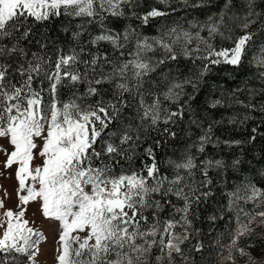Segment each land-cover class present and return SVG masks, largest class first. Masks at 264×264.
<instances>
[{"label": "snow or ice", "instance_id": "snow-or-ice-1", "mask_svg": "<svg viewBox=\"0 0 264 264\" xmlns=\"http://www.w3.org/2000/svg\"><path fill=\"white\" fill-rule=\"evenodd\" d=\"M155 2L164 9L139 12L141 0H0V140L12 146L0 145V166L16 165L18 182L15 209L6 191L0 198V264H39L46 237L25 218L30 202L59 224L56 264H264V248L252 252L264 228V167H242L243 146L264 136V0ZM213 8L153 36L121 25ZM249 51L258 86L245 80L208 107L245 109L227 117L234 128L256 119L251 113L260 119L247 137L222 139L215 129L224 118L199 117L192 104L213 67L240 68ZM181 59L200 64L185 74ZM186 114L200 134L175 159L159 160L155 148L176 139ZM221 145L241 154L208 153Z\"/></svg>", "mask_w": 264, "mask_h": 264}, {"label": "trees", "instance_id": "trees-1", "mask_svg": "<svg viewBox=\"0 0 264 264\" xmlns=\"http://www.w3.org/2000/svg\"><path fill=\"white\" fill-rule=\"evenodd\" d=\"M156 6L160 9H164V5L156 4L155 0H141V7L137 9L139 12L146 11L150 7ZM174 7H178L175 3ZM211 11H216L215 8L205 12L204 10H190V11H178L172 13L167 17H158L151 19L147 26L139 25L138 21L128 20L122 21L121 25L131 23L134 26L138 27L139 31L144 35L153 36L158 34V30L162 25L171 26L175 23L185 24L186 19H192L194 16L199 19H204L206 14H210ZM255 30V26L253 28ZM239 34V32H238ZM206 35V33H205ZM260 39H264V36L257 38V43L260 42ZM216 43L219 45L223 43L224 46H229L228 41L221 42L219 38ZM252 52L249 51L248 55L244 58V64L240 68H233L228 65L215 66L213 69L206 75L205 79L200 83V90L196 93V101L192 104V108L195 111L196 115L199 117L207 119H221L224 118L225 123L223 126H218L215 129V134L220 136L222 139H243L248 136L251 131V128L256 126L259 122L260 114L251 113L256 119L250 120L242 128L230 126L227 124V117L234 113H243L246 110L240 107L232 108H217L209 109L208 105L210 101L214 98H225L229 93L237 86L241 85L243 81L248 80L250 84L258 86L255 80L251 79V72L253 69H250L248 65V59L251 57ZM200 64L199 61L194 65L191 61H184L181 59L179 67L182 72L187 74L189 71L194 70L196 66ZM241 99H246L244 94H240ZM257 99H261L257 97ZM189 115H185V119L177 125L174 130L177 133L176 139L169 138L165 144L160 147L155 148L157 158L161 161H166L169 158L175 159L185 148V146L191 143L192 140H195L196 137L200 134L199 129H196L194 126H190L188 123ZM260 132H264V127L259 129ZM151 141H149V144ZM147 146V145H145ZM244 148V160L246 161L243 164V174H248L249 169L264 167V136L257 134V139L254 144H247L243 146ZM209 154H215L218 157H223L227 161H230L234 156L240 155L241 150L239 148L228 149L223 145L218 149H212L210 146L208 148ZM252 161V164H248L247 161ZM139 163V162H138ZM229 174H231L229 172ZM214 181L220 182L223 180V177H217L213 173ZM236 180H231L228 187L231 184L236 183ZM217 199H222L220 197L219 189L217 190ZM211 211V208H209ZM227 221L218 222V230L221 232H226ZM207 226L205 225V230ZM215 235V234H213ZM227 241V235H225V242ZM207 249L205 254H207Z\"/></svg>", "mask_w": 264, "mask_h": 264}, {"label": "rangeland", "instance_id": "rangeland-1", "mask_svg": "<svg viewBox=\"0 0 264 264\" xmlns=\"http://www.w3.org/2000/svg\"><path fill=\"white\" fill-rule=\"evenodd\" d=\"M0 145H4L7 150L12 151V146L7 143L5 140H0ZM5 159L4 153L0 152V161ZM35 163H40L36 161ZM15 168L16 165H13L12 168L5 171L2 166H0V172L3 175H0V198H4L5 191L8 193L10 198L5 199V205L8 208L15 209L17 203V197L15 189L18 187V182L15 179ZM249 209L252 208V205H247ZM26 215L25 218L32 223L34 228L40 230L46 239L41 242L40 254L38 256L39 264H56V240L58 239V229L59 224L57 221H52L43 217L39 211V205L35 202H30L26 206ZM264 233V228H257L256 234L252 237L253 241H256V247L252 250L253 255L259 257L260 249L264 248V240H258L259 234ZM227 242V241H226ZM244 245V241H241V246ZM237 264H243V260L240 257H237Z\"/></svg>", "mask_w": 264, "mask_h": 264}]
</instances>
